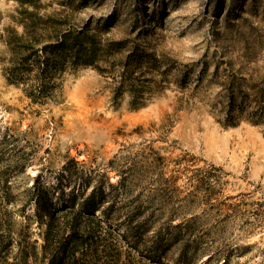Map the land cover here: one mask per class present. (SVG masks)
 I'll use <instances>...</instances> for the list:
<instances>
[{"label":"rangeland","instance_id":"obj_1","mask_svg":"<svg viewBox=\"0 0 264 264\" xmlns=\"http://www.w3.org/2000/svg\"><path fill=\"white\" fill-rule=\"evenodd\" d=\"M41 2V13L70 24L138 38L144 61L153 55L141 79L156 83H144L153 97L131 109L128 92L113 98L112 79L79 68L40 107L0 69L5 225L39 246L43 210L87 201L96 210L83 217L127 232L135 261L264 264V119L254 123L257 107L237 98L240 119L224 125L217 84L264 82V0ZM15 6L0 0V32ZM16 252L8 261L19 264Z\"/></svg>","mask_w":264,"mask_h":264},{"label":"trees","instance_id":"obj_2","mask_svg":"<svg viewBox=\"0 0 264 264\" xmlns=\"http://www.w3.org/2000/svg\"><path fill=\"white\" fill-rule=\"evenodd\" d=\"M16 16L0 32L3 47L1 74L10 85L19 88L31 104L43 107L56 101L64 76L79 68L90 67L116 83L113 98L123 92L129 94V107H143L153 92L143 90L146 84H155L154 78L143 80L145 66L141 43L129 35L120 38L105 36L87 24H70L62 13H41V0H13ZM149 72V75H153ZM150 82V83H149ZM226 93L228 104L224 110V125H235L240 111L234 112L237 98L247 99L257 108L253 113L257 123L264 119V82L222 78L217 83ZM154 91V90H153ZM253 119V117H252ZM6 182H2V187ZM92 196V195H91ZM6 193L0 194V264H13L9 256L16 248L19 264H150L154 256L135 261L131 251L122 244L127 232L109 226L100 220L84 218L96 208L84 201L80 209H57L50 206L41 216L39 246L37 240H26L22 231L10 230L5 225L8 213ZM87 220V221H86ZM29 230H27L28 233ZM130 233L132 231H129ZM128 234V233H127ZM133 247V246H132ZM40 255V257H37ZM16 264V263H14Z\"/></svg>","mask_w":264,"mask_h":264}]
</instances>
